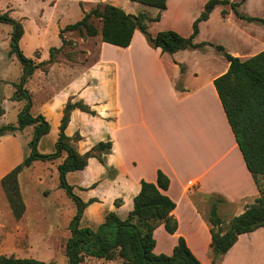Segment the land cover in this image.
I'll return each mask as SVG.
<instances>
[{"label": "crops", "instance_id": "0c3cea01", "mask_svg": "<svg viewBox=\"0 0 264 264\" xmlns=\"http://www.w3.org/2000/svg\"><path fill=\"white\" fill-rule=\"evenodd\" d=\"M253 1L257 0H247L245 4ZM184 2L169 0L158 23L171 14L180 17ZM112 5L137 15L131 13L130 4L125 8ZM224 9L221 7V16L229 19L234 12L226 9L228 14L224 17ZM212 16L202 24L209 23ZM166 30L181 33L176 25L156 32L149 29L153 36ZM200 34L201 30L197 43ZM100 44L98 58L88 66L75 64L80 76L70 80L63 91L48 94L42 110L32 113L43 115L51 127L40 140L41 153L43 145L47 149L56 145L63 110L70 98L82 100L97 112L96 116L79 109L72 112L66 135L74 138L80 134L82 139L74 143L77 151L84 154L101 141L112 142L106 165L91 158L84 170L67 174L75 193L89 203L81 227L96 230L110 212L126 219L142 181L156 183L158 172L162 171L170 179V187L164 193L176 204L172 215L178 229L174 234H169L164 225L156 229V254L171 255L182 237L202 264H264V227L240 235L236 244L216 260L211 250V207L206 199L221 201L217 209L225 226L260 198L214 85V80L229 70L228 60L210 56L212 46L173 55L163 53L151 47L139 30L127 48L104 43L118 52L111 58L102 49V39ZM263 50L264 45L241 59ZM188 55L195 59H186ZM14 102L12 108L22 101ZM2 106L4 114L0 120L8 114L6 103ZM20 110L21 106L16 110L17 116ZM26 131L30 135L34 127L0 137V182L24 160L18 137ZM116 201H120V206L115 205Z\"/></svg>", "mask_w": 264, "mask_h": 264}, {"label": "trees", "instance_id": "16d2710c", "mask_svg": "<svg viewBox=\"0 0 264 264\" xmlns=\"http://www.w3.org/2000/svg\"><path fill=\"white\" fill-rule=\"evenodd\" d=\"M135 1L157 8L159 14L154 18L147 13L132 15L112 4H99L95 9L86 13L80 21L68 24L59 34L62 41L61 47H52L49 50V59L40 63L26 58L20 49V42L24 36L23 24L7 12L0 14V23L13 28L10 41L11 54L17 55L24 66V74L20 83L14 84L16 91L12 100L25 101L24 107L18 114L17 124L1 126L0 137L21 132L28 126L34 127L32 139L28 143L30 150L28 156L1 180L0 186L14 217L21 219L26 211V204L20 188V175L24 170L31 168L35 162H51L62 159L57 167L59 188L66 193L76 207V213L70 222L71 237L66 244L67 264H82L87 257L105 261L120 259L124 264L202 263L192 253L182 237L179 238L171 255L154 252L156 247L154 233L160 225H164L169 234H174L178 229V222L172 215L176 204L164 193L170 187V179L162 171L158 172L156 183L142 181L141 191L134 198L133 210L130 211L126 219H121L115 212H110L104 223L96 230L81 227L84 211L89 203L84 202L75 193L74 187L67 180V174L84 170L91 158H96L100 163L106 165V155L112 149V142L101 141L84 154H80L76 150L74 143L80 141L82 137L80 134H76L74 138L66 135L72 112L79 109L93 116H96L97 112L82 100L74 101V98H70L63 110L55 151L50 154L41 153L38 149L40 140L50 132L51 127L43 115L33 116L31 112L32 95L24 88L28 78L38 69L48 73L50 66L59 61V56L68 44V41L63 37L65 32H77L83 38L101 35L102 42L127 48L132 43L135 31L139 30L151 47L159 48L163 53L173 55L181 50L203 49L206 46H212L224 56L230 63L229 70L216 78L214 85L247 168L258 186L260 198L248 206L243 214L232 218L225 226L217 209L221 201L213 202L208 220L212 225L211 250L215 260L225 255L236 244L240 235L264 227V50L242 60L240 57L230 54L222 45L195 41L200 33V24L207 21L218 6L229 5L238 19L248 23H258L264 26V18L252 17L240 11V7L247 0L239 2L208 0L201 15L193 24L191 36L183 37L173 30L161 31L153 36L149 32V23L161 20V13L166 10L169 0ZM222 14L225 17L228 11L224 9ZM95 20L101 22L100 30L96 26ZM3 114L4 110L0 109V116ZM115 205L120 206V201H116ZM0 264L53 263L35 258L0 255Z\"/></svg>", "mask_w": 264, "mask_h": 264}, {"label": "rangeland", "instance_id": "374dc122", "mask_svg": "<svg viewBox=\"0 0 264 264\" xmlns=\"http://www.w3.org/2000/svg\"><path fill=\"white\" fill-rule=\"evenodd\" d=\"M207 1L185 0L180 17L168 15L160 23H149V29L151 32H156L160 28L176 25L183 36H189L193 19L195 21L200 16ZM229 1L239 2V0ZM99 4H120L124 8L125 5L130 4L128 8L133 14L145 12L149 16H155L159 12L156 8L147 7L134 0H0V14L7 12L23 24L24 36L20 42V49L26 58L40 63L49 59V50L52 47H61L60 32L68 24L80 21L86 13ZM221 7L231 9L229 5L218 6L212 13L211 21L200 24L199 42L222 45L232 55L240 52L238 57L242 59L251 56L254 50L264 45V26L238 19L235 14L229 19H224L221 16ZM240 11L250 16L264 18V0L243 4ZM95 24L100 30L101 22L95 20ZM12 33V26L0 23V109L3 103L8 106V114L0 120V126L16 125L18 120L16 110L20 106L22 109L25 105V101H22L17 104L19 107H11L16 105L12 100L16 91L14 84L20 83L24 74L23 64L17 55L11 54ZM63 37L68 44L59 56V61L50 66L48 73L38 69L28 78L24 86L32 95V113L42 110L48 94L63 91L70 80L80 76V69L78 66L74 67L75 64L88 66L98 58L100 36L83 38L77 32H65ZM102 44L107 58L118 53L103 42ZM209 54L214 59H224L213 47L209 49ZM186 59H195V56L188 55ZM50 119L54 120V117ZM28 134L29 131H26L18 137L23 159L30 152L28 143L33 132L30 131L31 136ZM54 149L55 146L47 149L45 144L42 153ZM61 162L62 159L51 162L38 161L20 175V188L26 204V211L21 219L14 217L0 186V255L35 258L53 264L68 263L66 244L71 237L70 222L76 213V207L59 188L57 167ZM215 200L206 199L205 203L211 207ZM161 240V234H158L160 243ZM82 264L124 263L120 259L105 261L87 257Z\"/></svg>", "mask_w": 264, "mask_h": 264}]
</instances>
